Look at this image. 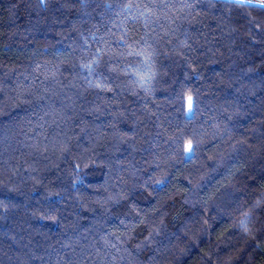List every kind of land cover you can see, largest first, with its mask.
<instances>
[{
	"label": "trees",
	"instance_id": "trees-1",
	"mask_svg": "<svg viewBox=\"0 0 264 264\" xmlns=\"http://www.w3.org/2000/svg\"><path fill=\"white\" fill-rule=\"evenodd\" d=\"M258 1L0 0V264H264Z\"/></svg>",
	"mask_w": 264,
	"mask_h": 264
},
{
	"label": "rangeland",
	"instance_id": "rangeland-1",
	"mask_svg": "<svg viewBox=\"0 0 264 264\" xmlns=\"http://www.w3.org/2000/svg\"><path fill=\"white\" fill-rule=\"evenodd\" d=\"M253 1H256V0H253ZM258 1V0H257ZM258 2H260V1H258ZM264 3V2H263Z\"/></svg>",
	"mask_w": 264,
	"mask_h": 264
},
{
	"label": "snow or ice",
	"instance_id": "snow-or-ice-1",
	"mask_svg": "<svg viewBox=\"0 0 264 264\" xmlns=\"http://www.w3.org/2000/svg\"><path fill=\"white\" fill-rule=\"evenodd\" d=\"M189 147H191V146L189 145Z\"/></svg>",
	"mask_w": 264,
	"mask_h": 264
}]
</instances>
